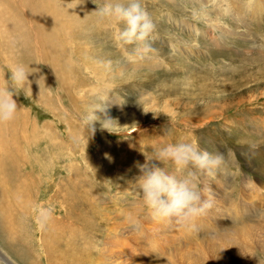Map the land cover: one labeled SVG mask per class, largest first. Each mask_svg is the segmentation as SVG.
I'll list each match as a JSON object with an SVG mask.
<instances>
[{
    "label": "rangeland",
    "instance_id": "1",
    "mask_svg": "<svg viewBox=\"0 0 264 264\" xmlns=\"http://www.w3.org/2000/svg\"><path fill=\"white\" fill-rule=\"evenodd\" d=\"M232 1L141 0L155 51L130 60L117 25L95 14L105 0H0V86L16 64L30 72L15 119L0 125V264H114L106 243L130 234L146 243L140 165L181 140L224 157L215 175L194 178L205 201L215 183L230 207L258 203L256 185L264 200V6ZM103 106L97 115L114 132L96 121L92 133L81 116ZM41 206L53 209L44 228Z\"/></svg>",
    "mask_w": 264,
    "mask_h": 264
},
{
    "label": "clouds",
    "instance_id": "2",
    "mask_svg": "<svg viewBox=\"0 0 264 264\" xmlns=\"http://www.w3.org/2000/svg\"><path fill=\"white\" fill-rule=\"evenodd\" d=\"M97 5L95 14L100 19L117 25L115 40L118 46L126 49L131 46L130 60L134 59V54L155 51L152 42L156 39V26L141 0H105L102 5ZM121 23L122 28L119 27ZM9 73L6 85L0 86V125L7 124L16 117L19 107L14 96L21 92L27 96L30 89V72L23 64L12 66ZM97 111L103 112L104 106L89 108L87 114L81 116L83 126L93 133L96 130L95 122L100 121L101 130L114 132L113 119L107 116L101 119ZM169 161L174 166V173L161 167L162 163ZM223 164L222 154H212L195 143L184 140L156 151L154 159H148L145 164L140 165L142 175L138 180V189L149 214L157 220L175 219L178 223L194 221L209 206L202 198L194 178L198 174L214 175ZM52 213L53 209L50 207L41 206L36 209V220L40 228L46 227L52 219Z\"/></svg>",
    "mask_w": 264,
    "mask_h": 264
},
{
    "label": "bare ground",
    "instance_id": "3",
    "mask_svg": "<svg viewBox=\"0 0 264 264\" xmlns=\"http://www.w3.org/2000/svg\"><path fill=\"white\" fill-rule=\"evenodd\" d=\"M237 1L238 0H233L230 3L233 8L234 6H238ZM257 4L259 7L258 12L260 13L264 6V0H258ZM225 6L230 9L229 4ZM50 11L47 12L50 13ZM42 12L45 11L42 10ZM6 13L7 11L1 8L0 18L4 16L6 19ZM34 15L40 18V24L43 26L49 24L46 23L49 16L45 15L44 17L43 15V17H41V15L36 12ZM0 22H5L4 25L7 26L6 21L0 20ZM197 29L198 28L195 27V30ZM46 36L48 38L49 35ZM220 36L222 35L220 34ZM50 39L52 40V38ZM51 40L46 39L45 43H50ZM57 66L59 68V65ZM163 108L166 113L175 114V110L171 108L168 101L163 105ZM14 126L15 125H12L10 128L13 130ZM16 130L18 131V126ZM219 182L221 183L223 181ZM246 184L248 185L251 183ZM217 185V183L214 185H205L206 191H208L205 195H207V198L213 200L208 202L209 206L206 208L205 212L194 221L174 222L170 224L173 221L153 219L149 213L147 216L143 217L145 221L143 218L138 219L137 217H133L131 222L134 223L138 219V225L140 224L138 226V231L136 230L138 232L137 234L148 232V238L145 239L146 243L141 241L144 244L139 242L140 245L137 246V243H134L135 240L137 241V235L132 236L133 234H130L131 236L129 237L128 235L116 237L110 243H106L103 250L104 254L109 255V259L112 258L110 263L264 264V203L261 202L264 200L262 199L263 195L259 196L263 191V187L256 185L255 192L253 193V195H256L258 198L260 197L258 203L255 202V199L245 200V202L236 201L233 206L230 207V198L228 195H223V191L220 190ZM216 187H218V189ZM129 215L130 214H128V217ZM196 225H198V227ZM131 229L132 231L134 230L133 228ZM143 229L145 230L143 231ZM155 234L158 235V237ZM197 234L200 237H198ZM149 238L151 243L147 242ZM129 243L133 244L134 247L129 245ZM193 244L194 246L191 247ZM129 247L131 250H127ZM144 250L146 252H144ZM5 254L3 250H0V256ZM167 254L168 256L165 258ZM103 263L104 260L101 258L99 264Z\"/></svg>",
    "mask_w": 264,
    "mask_h": 264
}]
</instances>
